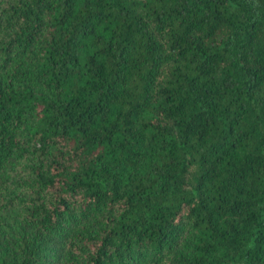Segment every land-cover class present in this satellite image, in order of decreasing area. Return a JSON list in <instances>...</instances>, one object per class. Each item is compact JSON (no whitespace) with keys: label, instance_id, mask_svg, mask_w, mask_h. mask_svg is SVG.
<instances>
[{"label":"trees","instance_id":"16d2710c","mask_svg":"<svg viewBox=\"0 0 264 264\" xmlns=\"http://www.w3.org/2000/svg\"><path fill=\"white\" fill-rule=\"evenodd\" d=\"M0 264H264V0H0Z\"/></svg>","mask_w":264,"mask_h":264}]
</instances>
